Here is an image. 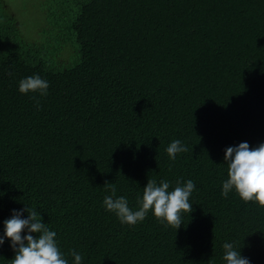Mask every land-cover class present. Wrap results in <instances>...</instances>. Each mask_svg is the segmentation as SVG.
Segmentation results:
<instances>
[{"label":"trees","instance_id":"trees-1","mask_svg":"<svg viewBox=\"0 0 264 264\" xmlns=\"http://www.w3.org/2000/svg\"><path fill=\"white\" fill-rule=\"evenodd\" d=\"M54 4L40 44L0 12V233L27 204L70 264L73 249L84 264H223L226 241L264 264V207L221 195L224 150L264 143V0ZM67 43L76 61L65 67ZM36 73L50 84L39 110L18 91ZM173 139L188 151L170 161ZM148 179L195 182L179 230L151 212L128 226L105 211L106 183L135 208ZM14 255L6 241L0 264Z\"/></svg>","mask_w":264,"mask_h":264},{"label":"clouds","instance_id":"clouds-1","mask_svg":"<svg viewBox=\"0 0 264 264\" xmlns=\"http://www.w3.org/2000/svg\"><path fill=\"white\" fill-rule=\"evenodd\" d=\"M6 75L15 77V73L6 70ZM49 81L36 73L18 81V91L23 95L32 94L34 106L39 110L41 98L49 94ZM188 151V146L180 139H173L165 148L170 161L179 154ZM227 165V179L222 181L221 195L225 198L235 192L245 202L264 207V143L250 146L248 142L229 146L224 150V163ZM110 194L103 198L105 211L116 216L123 225L135 226L142 223L149 212L160 223L175 226L179 230L185 213H191L192 194L197 191L193 180H177L175 186L167 179H148L142 195L136 199V207L129 204L127 196H117L113 183H106ZM15 253L11 264H70L69 259L59 246L57 232L49 223L43 221L41 212L24 204L20 209H12L11 215L3 221L0 233V247L5 242ZM223 264H251L250 258L242 255L235 242L222 244ZM71 264H84L83 255L70 250Z\"/></svg>","mask_w":264,"mask_h":264},{"label":"rangeland","instance_id":"rangeland-1","mask_svg":"<svg viewBox=\"0 0 264 264\" xmlns=\"http://www.w3.org/2000/svg\"><path fill=\"white\" fill-rule=\"evenodd\" d=\"M55 0H0V12L4 7V12L12 13L18 19V25L20 28V34L22 38L33 44H40L43 36L41 32L48 22L45 21L46 14L54 9ZM57 11V10H56ZM71 43H67L62 46L64 52H61L58 56L60 62L68 61L66 66H70L76 60V55L66 49ZM74 48V46H72ZM78 49V48H77ZM79 57V53H78ZM52 62L57 64L55 57H52Z\"/></svg>","mask_w":264,"mask_h":264}]
</instances>
